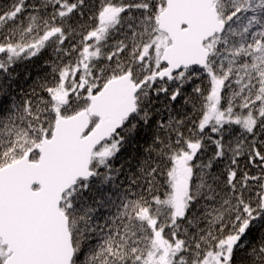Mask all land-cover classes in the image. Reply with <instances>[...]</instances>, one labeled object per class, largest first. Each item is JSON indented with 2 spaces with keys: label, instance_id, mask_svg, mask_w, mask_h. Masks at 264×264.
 I'll use <instances>...</instances> for the list:
<instances>
[{
  "label": "snow or ice",
  "instance_id": "snow-or-ice-1",
  "mask_svg": "<svg viewBox=\"0 0 264 264\" xmlns=\"http://www.w3.org/2000/svg\"><path fill=\"white\" fill-rule=\"evenodd\" d=\"M0 264H264V0H2Z\"/></svg>",
  "mask_w": 264,
  "mask_h": 264
},
{
  "label": "trees",
  "instance_id": "trees-1",
  "mask_svg": "<svg viewBox=\"0 0 264 264\" xmlns=\"http://www.w3.org/2000/svg\"><path fill=\"white\" fill-rule=\"evenodd\" d=\"M0 2H2V0H0Z\"/></svg>",
  "mask_w": 264,
  "mask_h": 264
}]
</instances>
